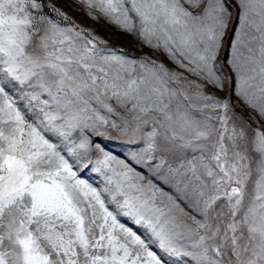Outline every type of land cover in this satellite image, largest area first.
Returning a JSON list of instances; mask_svg holds the SVG:
<instances>
[{
    "label": "snow or ice",
    "instance_id": "6c2138e0",
    "mask_svg": "<svg viewBox=\"0 0 264 264\" xmlns=\"http://www.w3.org/2000/svg\"><path fill=\"white\" fill-rule=\"evenodd\" d=\"M58 3L0 0V264H264V0Z\"/></svg>",
    "mask_w": 264,
    "mask_h": 264
},
{
    "label": "rangeland",
    "instance_id": "374dc122",
    "mask_svg": "<svg viewBox=\"0 0 264 264\" xmlns=\"http://www.w3.org/2000/svg\"><path fill=\"white\" fill-rule=\"evenodd\" d=\"M58 6L63 7L64 10L67 11L71 17H73L77 24L92 30L95 35L102 37L104 40L108 41L110 47L122 48L129 55L139 56L142 54L139 42L134 39L133 36L117 29L115 25L107 23L104 20H100L99 22L91 20L87 17L84 10L67 6V0H59ZM143 52H149V49L143 48ZM160 58L163 59V57ZM165 62L167 63L166 60ZM129 150L130 149L127 147L114 148L115 153L121 158H124Z\"/></svg>",
    "mask_w": 264,
    "mask_h": 264
}]
</instances>
